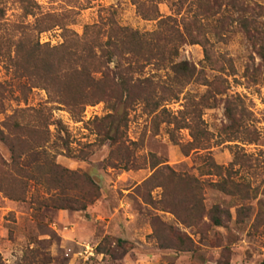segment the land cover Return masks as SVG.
I'll list each match as a JSON object with an SVG mask.
<instances>
[{
    "label": "rangeland",
    "instance_id": "obj_1",
    "mask_svg": "<svg viewBox=\"0 0 264 264\" xmlns=\"http://www.w3.org/2000/svg\"><path fill=\"white\" fill-rule=\"evenodd\" d=\"M34 1L40 12L63 17L77 35L84 26L109 15L119 26L140 33L157 28V21L136 14L133 0ZM180 3L158 0L159 15L187 23L196 40L206 44L211 62L205 61L201 45L183 44L177 61L193 68L196 79L165 108L177 115L185 98L202 100L201 119L211 138L207 148L183 155L180 147L191 141L188 131L176 132L172 142L171 126L153 121L136 107L126 111L125 137L136 144L130 151L141 168L124 170L111 165L118 162L109 159L112 148L107 142L101 144L95 134L93 120L110 113L107 104L87 106L82 122L73 121L65 111L52 110V119L60 120L67 133L49 126L43 152L26 153L14 164L8 147L0 143V264H263L264 0ZM5 7L8 20L15 21L17 4L7 0ZM197 14L199 22L194 25ZM39 40L57 46L62 42L61 30L45 32ZM153 72L151 67L145 69V74ZM0 81L13 91L4 100L2 129L6 117L24 103L19 82L1 65ZM46 101L43 90L32 89L25 104L49 107ZM121 117L118 110L116 122ZM151 159L160 163L158 167L167 166L200 182L203 215L189 217L181 206L178 219L145 203L146 191L140 186L155 170L150 168ZM52 164L74 173L69 184L74 190L68 196L86 205L84 210L80 205L67 210L42 206L50 193L43 179L38 182L33 177ZM211 164L221 170L210 173ZM221 182L232 197L212 187ZM161 193L156 188L150 197L158 201ZM215 206L222 212L220 227L209 219Z\"/></svg>",
    "mask_w": 264,
    "mask_h": 264
},
{
    "label": "trees",
    "instance_id": "obj_2",
    "mask_svg": "<svg viewBox=\"0 0 264 264\" xmlns=\"http://www.w3.org/2000/svg\"><path fill=\"white\" fill-rule=\"evenodd\" d=\"M6 1L0 0V65L19 82V94L24 103L23 108H15L6 117L0 128V143L8 147L14 164L26 153L43 152L49 126L67 133L60 120L52 119V110L65 111L73 121L82 122L85 108L99 103L107 104L110 113L93 120L95 134L101 144L107 142L112 148L109 159L118 161L116 165L111 164L113 167L141 168L130 151L136 144L125 137L126 111L136 107L152 116L153 121L171 126L169 137L172 142L176 132L188 131L191 141L180 147L183 155L207 148L211 138L201 119L205 108L202 100L195 102L185 98L186 104L177 115L169 112L165 104L178 100L196 77L195 70L186 62L177 61L180 47L185 43L201 45L205 61L210 63L209 51L206 44L196 40L182 19L162 18L157 9L158 0H133L135 12L141 19L157 21V28L152 32L140 33L121 27L114 16L109 15L104 21L84 26L81 35L69 30L60 15L40 12L34 0H13L19 14L15 21H10L6 17ZM183 1L177 0L181 5ZM181 5L177 7L176 15H179ZM197 16L193 18L194 25L199 22ZM54 28L61 30L62 42L53 47L41 44L40 35ZM148 67L154 72L145 74ZM32 89L45 92L49 107L26 106L27 94ZM12 92L7 83L0 81V114L5 112L4 100ZM118 110H122V117L116 122ZM149 161L150 168L155 170L140 186L146 191L143 195L145 203L158 206L178 219L181 218V206H185L184 213L189 217L203 215L200 182L177 174L167 166L158 167L160 163L155 159ZM211 169L210 173H215L221 167L211 164ZM72 175L74 173L52 164L33 177L38 182L43 179L50 193L41 201L42 206L67 210L80 205V210L85 209L86 205L76 204L79 202L68 196L73 189L69 187L73 182ZM212 187L233 196L225 182L212 184ZM156 188L162 190L158 201L150 197L151 190ZM221 213L217 206L209 210L213 226H221Z\"/></svg>",
    "mask_w": 264,
    "mask_h": 264
}]
</instances>
